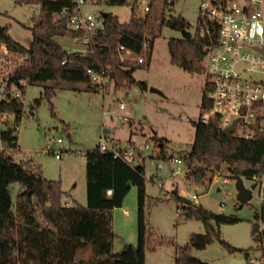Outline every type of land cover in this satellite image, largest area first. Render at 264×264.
Listing matches in <instances>:
<instances>
[{
    "label": "trees",
    "instance_id": "16d2710c",
    "mask_svg": "<svg viewBox=\"0 0 264 264\" xmlns=\"http://www.w3.org/2000/svg\"><path fill=\"white\" fill-rule=\"evenodd\" d=\"M131 13L127 20L111 13L104 17V31L94 37L96 46L81 54H66L60 39L73 40L78 32L70 30L65 17H59L63 9L69 8L72 0H16L21 4L39 6V13L33 17L32 26H23L31 31L28 47L12 38L6 25L0 26V46L24 59L14 64L5 77V90L11 86L24 92L25 84L42 85V96L34 100V106L47 99L53 113L51 97L61 83L82 84L83 90H94L89 79L79 67L102 64L110 67L115 79L114 91H127L137 86L146 91L148 85L138 81L133 73L143 68L152 55L153 40L157 27L165 24L164 10L173 0L163 1L159 15L147 12L144 16L136 13V0H107L110 5L131 3ZM57 16V18H56ZM174 28L182 32L181 38L168 41L170 62L189 73H204L203 60L210 46L216 44L218 25L214 21L197 17L195 31L191 33L189 23L182 17L170 16ZM205 20V21H204ZM203 30V34L201 31ZM147 46H143V42ZM144 57L141 63L121 61L117 45ZM67 61L63 64L62 60ZM4 77V79H5ZM24 81V83H20ZM51 82L52 84H48ZM64 86V85H62ZM209 86L201 99V108L207 109ZM7 93V92H6ZM24 114L21 98L12 95L0 99V116L11 115L13 121H6L0 129V228L4 237L0 239V255L4 246L11 245L22 264H145L147 247L152 249L150 234L145 223L146 179L143 163L132 167L113 151H100L98 145L85 152V180L87 203L66 205L62 198L65 192L59 180L47 179L38 165L30 159L16 162L13 151L19 149L17 127ZM194 140L186 153L188 179L198 184H210L212 167L224 163L231 176L258 180L264 173V135L256 134L245 139L233 133L228 135L220 129L217 119L193 122ZM153 139H156L153 136ZM159 141L160 149L164 139ZM18 181L20 188L16 194L14 209H11L9 184ZM131 186L137 189V242L124 244L122 250L113 249L114 208L121 207ZM110 191V193H108ZM172 196L179 204L186 219L202 221L205 232L193 234L190 245L183 247L175 256V264H209L190 255V247L204 249L214 238L231 252L237 250L220 238L219 226L235 221L230 216L215 214L200 205H192L173 191ZM252 236L264 254V230L259 233V223L264 224V201L254 215ZM13 224L14 235L11 234Z\"/></svg>",
    "mask_w": 264,
    "mask_h": 264
},
{
    "label": "rangeland",
    "instance_id": "374dc122",
    "mask_svg": "<svg viewBox=\"0 0 264 264\" xmlns=\"http://www.w3.org/2000/svg\"><path fill=\"white\" fill-rule=\"evenodd\" d=\"M142 1L138 0V6L142 5ZM163 1L152 0L148 12L159 15ZM130 2L125 5H110L106 1L97 4L89 2L85 6V12L99 14L103 11L125 21L131 13L133 1ZM199 4V0H173V4L164 10L165 17L184 18L190 24L188 30L194 33ZM38 13V5L0 0V26L6 25L12 38L26 47L32 36L31 31L23 26H32V19ZM136 13L142 16L146 14L138 8ZM155 33L150 61L133 73L136 80L147 83L146 91L132 86L127 90L128 94L113 90L103 96L94 90H83L82 84L69 86L61 83L51 97L52 113L46 98L40 105L34 106V100L42 96V85L25 84L21 96L24 114L17 131L20 148L13 151L14 160L23 162L30 159L40 167L44 177L60 182L62 180L66 191L74 186L75 193L80 197L85 194V152L97 145L103 127L107 128L109 137L112 136L117 141L115 145L121 149L141 148L148 144L147 154L151 155L153 145H160L155 140L164 139L161 152L156 157L160 155L166 159L173 155L183 157L186 162V153L190 150L195 135L193 122L198 121L203 113L201 99L205 90V76L204 73H189L170 62L168 41L182 37L179 29L164 24L157 27ZM60 41L64 46L77 47L73 40L61 38ZM6 60L9 61L8 64ZM23 61L22 57L5 52L0 46V99L8 92L5 90V76L12 71L14 64ZM151 87L157 92L150 91ZM13 90L16 87L12 85L10 91ZM120 100L123 101V109H118ZM104 110L110 111L108 116H103ZM6 121H13V117L0 116V129L5 128ZM240 129L239 126L237 131ZM131 136L130 143L127 140ZM57 137L63 141L61 147L56 142L53 143L54 148L60 150L59 159L45 151L48 140ZM157 162V158L149 157L143 162L146 179L145 223L153 244L152 249H146L145 264H175V256L183 247L190 245L191 236L203 234L205 228L200 220L186 219L181 208L178 213L179 204L172 196V192L178 189L184 192L181 195L177 191L182 198L190 201L195 192V182L184 175L172 176V165L168 161H164L161 168L156 166ZM212 169V174L207 175L212 176L211 183H205L196 189L199 205L212 213L235 219L232 223L221 224L218 229L220 238L237 250L229 251L220 240L214 238L204 249L190 247V255L209 264H264L263 250L257 247L258 243L253 239L251 230L254 215L262 202L259 181L242 177L245 187L250 188L253 184L256 186L252 189L250 199L241 204L237 200L236 181L230 177L226 165L219 162ZM152 175L155 177H151ZM13 190L14 187L10 189L12 204L16 198ZM65 197L67 198V194L63 196ZM69 200L72 201L71 198ZM112 215L115 233L113 249L118 252L126 243L136 244L138 216L135 186H131L122 206L114 208ZM259 226V233L262 234L264 224L259 223ZM10 230H13V224ZM0 236L4 237L1 228ZM0 264L22 262L8 244L0 255Z\"/></svg>",
    "mask_w": 264,
    "mask_h": 264
},
{
    "label": "built area",
    "instance_id": "2783aa9c",
    "mask_svg": "<svg viewBox=\"0 0 264 264\" xmlns=\"http://www.w3.org/2000/svg\"><path fill=\"white\" fill-rule=\"evenodd\" d=\"M16 1V0H14ZM73 4L65 8L59 17H65L70 30L78 32L73 39L77 47H65L66 54H85L96 46L94 37L104 31V17L92 12H85V6L97 4L107 0H72ZM170 2L171 0H167ZM199 14L203 19L216 22L218 35L216 44L210 46L205 55L204 76L209 86L207 97L210 106L203 110L200 116L202 122L217 119L221 130L236 122L233 134L251 139L256 134L264 135V7L263 0H199ZM152 0H143L142 5L136 8L147 13L150 10ZM204 20V21H205ZM203 34V30L201 31ZM147 46V42H143ZM7 52L6 48L2 46ZM263 50V52L260 51ZM117 52L121 61L141 63L144 57L137 56L130 49L123 45H117ZM66 58L62 60L64 64ZM7 64L9 63L6 60ZM80 72L85 75L95 92L107 96L114 90L115 79L110 67L102 64L80 66ZM23 83V81H20ZM16 87V86H15ZM21 98L22 91L18 88L7 92L6 96ZM2 97V98H6ZM1 98V99H2ZM123 101L120 100L118 109H123ZM110 112V111H109ZM107 110L103 116H108ZM115 113V112H114ZM112 114V113H111ZM6 115H3L5 118ZM123 119V118H122ZM121 120V117H120ZM239 126L240 131H237ZM18 130V127H17ZM112 137V136H111ZM109 137L107 128L103 127L98 138L100 151H113L115 157H120L130 166L135 167L149 158H157V167L161 168L163 162L168 161L171 167L172 176H186L188 168L183 157L170 155L163 156L156 154L161 152L160 146L154 144L151 155L147 154L148 144L141 148L132 147L121 149L116 140ZM61 147L62 138L49 139L46 144V153L60 158V150L54 148L53 143ZM261 200L264 201V173L258 179ZM203 184L195 183V192L190 198V204L199 205L198 188ZM110 193V191H108ZM177 212H180L179 207Z\"/></svg>",
    "mask_w": 264,
    "mask_h": 264
},
{
    "label": "crops",
    "instance_id": "0c3cea01",
    "mask_svg": "<svg viewBox=\"0 0 264 264\" xmlns=\"http://www.w3.org/2000/svg\"><path fill=\"white\" fill-rule=\"evenodd\" d=\"M263 7H264V2H263ZM103 12V11H102ZM118 17V16H117ZM72 41V40H71ZM65 47H71V46H65ZM125 92V94H128V91H124ZM131 134V133H130ZM131 138H132V136L131 137H129V139L127 140V141H129L130 143L132 142L131 141ZM19 148H20V146H19ZM34 165H35V163H33ZM85 164H86V160H85ZM151 177H155V175H152ZM46 178V177H45ZM54 180V179H53ZM61 182H62V180H61ZM173 187H176V184L174 185H172ZM13 187H14V193L15 194H17V192H18V190H19V188H20V184H19V182L18 181H13V182H11L10 184H9V191H10V189H13ZM61 188H62V190L65 192V194H67V198L65 197V198H62V200H63V202H65V204L66 205H73L74 203H80V204H82V205H86V203H87V195H86V180H85V194H83V195H81V197L80 196H78L76 193H75V191H74V186H72L71 188H70V191H66L65 189H63V184L61 183ZM177 189V188H176ZM172 190H174L173 188H172ZM171 190V191H172ZM177 191H178V189H177ZM178 192H180V194L181 195H183V191H178ZM16 196V195H15ZM10 198H11V195H10ZM69 198H71L72 199V201L71 200H69ZM123 204V203H122ZM14 206H15V202L12 204V198H11V209L13 210L14 209ZM126 213L128 212L127 210H124ZM11 234L12 235H14V229L13 230H11ZM1 238H3L2 236H0V239ZM13 250H14V253L16 252L15 251V249L13 248ZM114 251H116L115 250V248H114ZM16 255H17V252H16Z\"/></svg>",
    "mask_w": 264,
    "mask_h": 264
},
{
    "label": "water",
    "instance_id": "95a60500",
    "mask_svg": "<svg viewBox=\"0 0 264 264\" xmlns=\"http://www.w3.org/2000/svg\"><path fill=\"white\" fill-rule=\"evenodd\" d=\"M106 12H102L101 15L103 17L106 16ZM165 25L167 27H171L174 28V23L171 19H167L165 22ZM261 52H263V50L260 49ZM150 91H154L157 92V90L153 87L150 88ZM235 124L236 122H233L231 126L223 129V133L228 135L230 133H232L235 129ZM231 178L235 179L236 181V189H237V200L241 203V204H245L251 197L252 194V189L255 188V184H253L250 188L245 187L243 180L241 177L239 176H230Z\"/></svg>",
    "mask_w": 264,
    "mask_h": 264
}]
</instances>
